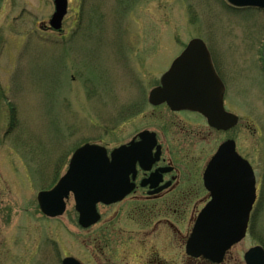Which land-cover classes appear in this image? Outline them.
I'll return each mask as SVG.
<instances>
[{"label":"rangeland","instance_id":"1","mask_svg":"<svg viewBox=\"0 0 264 264\" xmlns=\"http://www.w3.org/2000/svg\"><path fill=\"white\" fill-rule=\"evenodd\" d=\"M69 3L57 35L42 27L53 0L0 1V264H62L69 256L89 264L73 200L54 221L39 210L38 193L56 184L81 146L120 143L118 127L135 121L126 113L195 38L213 49L231 101L247 104L240 115L252 125L259 203L225 263L245 264L247 251L264 248V11L226 0Z\"/></svg>","mask_w":264,"mask_h":264},{"label":"flooded vegetation","instance_id":"2","mask_svg":"<svg viewBox=\"0 0 264 264\" xmlns=\"http://www.w3.org/2000/svg\"><path fill=\"white\" fill-rule=\"evenodd\" d=\"M43 29L47 33L63 34L47 26ZM207 48L213 67L225 87L224 110L237 117L238 122L233 125L230 119L225 128H216L202 113L188 109L174 110L167 103L153 104L150 95L161 86V78L155 85H150L149 91L139 99L140 103L126 113V118L134 116L135 121L122 122L118 127L121 142L112 148L104 146L110 161L116 149L128 150L133 146V154L125 152L120 158H135L134 170L129 176L113 179L120 184L114 190L128 191V194L116 203L98 204L96 213L99 219L89 228L80 224L81 215L75 196L71 194L66 198L64 215L73 200V221L89 235V264H218L202 256L191 257L188 244L201 213L211 202L206 173L221 150L224 149L223 158L216 172L220 180L222 173L228 175L232 169V149L253 167L252 137L246 136V131L252 136V125L246 116L240 115L244 106L248 110L247 104L241 102L237 106L231 101L228 81L221 73L213 49L208 44ZM262 70L264 73V64ZM129 124L133 125V132H126L125 125ZM241 130L245 134V143L241 139L244 136ZM64 175L51 189L44 191L52 190ZM257 191L249 229L259 203V188ZM41 213L54 221L64 216L54 218ZM231 251L222 264L226 263Z\"/></svg>","mask_w":264,"mask_h":264},{"label":"water","instance_id":"3","mask_svg":"<svg viewBox=\"0 0 264 264\" xmlns=\"http://www.w3.org/2000/svg\"><path fill=\"white\" fill-rule=\"evenodd\" d=\"M236 8L264 10V0H227ZM55 14L50 26L60 30L67 15L68 0H54ZM264 58V50H263ZM224 86L213 68L205 43L200 39L190 42L171 69L162 77V86L151 94L154 104L168 103L174 110H193L202 113L210 125L225 128L233 125L235 116L223 107ZM134 153V148H121L113 152L112 162L107 150L97 145H85L73 156L69 171L51 192L41 193L39 202L43 212L51 217L65 212L64 199L75 194L80 223L88 228L98 221L96 205L122 200L128 191L114 190L120 184L113 179L129 176L134 170L135 158L122 160L121 154ZM224 149L216 156L206 173V185L211 193V203L204 209L188 244L192 257H205L221 263L225 254L246 236L250 213L256 201V178L253 169L232 149V169L228 175L217 178V167ZM216 170V171H215ZM230 170V169H229ZM1 200V194H0ZM246 264H264V248L257 246L245 255ZM63 264H80L73 258Z\"/></svg>","mask_w":264,"mask_h":264},{"label":"trees","instance_id":"4","mask_svg":"<svg viewBox=\"0 0 264 264\" xmlns=\"http://www.w3.org/2000/svg\"><path fill=\"white\" fill-rule=\"evenodd\" d=\"M262 244V246H264V243H261Z\"/></svg>","mask_w":264,"mask_h":264}]
</instances>
